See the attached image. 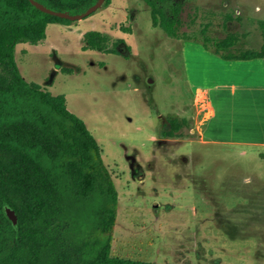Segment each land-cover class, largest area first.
I'll list each match as a JSON object with an SVG mask.
<instances>
[{
  "label": "rangeland",
  "instance_id": "374dc122",
  "mask_svg": "<svg viewBox=\"0 0 264 264\" xmlns=\"http://www.w3.org/2000/svg\"><path fill=\"white\" fill-rule=\"evenodd\" d=\"M182 19L183 40L203 47L181 49L145 0H109L82 19L48 23L42 41L16 45L15 59L27 81L65 96L101 146L119 195L112 255L264 264V144L227 142L264 134V98L203 40L232 33L233 52L260 49L264 0H185ZM89 30L110 47L121 39L128 56L87 47ZM203 98L213 109L204 124ZM168 117L183 123L173 136L162 134Z\"/></svg>",
  "mask_w": 264,
  "mask_h": 264
},
{
  "label": "trees",
  "instance_id": "16d2710c",
  "mask_svg": "<svg viewBox=\"0 0 264 264\" xmlns=\"http://www.w3.org/2000/svg\"><path fill=\"white\" fill-rule=\"evenodd\" d=\"M38 1L77 13L96 0ZM145 2L154 25L171 37L191 38L181 29L185 0ZM70 21L30 0H0V264H171L112 255L119 195L101 146L63 94L27 81L18 68V43L36 44L45 38L48 23ZM84 38L87 47L101 51L124 56L130 51L121 39L110 47L96 30ZM203 40L225 59L264 56V38L260 49L242 52L231 50L238 41L232 33ZM168 122L164 136L183 126L178 118ZM5 203L16 212L17 228L4 213Z\"/></svg>",
  "mask_w": 264,
  "mask_h": 264
},
{
  "label": "crops",
  "instance_id": "0c3cea01",
  "mask_svg": "<svg viewBox=\"0 0 264 264\" xmlns=\"http://www.w3.org/2000/svg\"><path fill=\"white\" fill-rule=\"evenodd\" d=\"M171 38L174 40L175 43L180 44L181 49L188 48V47L194 45V43H195L194 41L183 40L182 38H175V37H171ZM195 45H197L198 47L202 46L199 43H197V44L195 43ZM213 56H214V58H216L217 53L214 54ZM214 61L220 62V65H222L223 67L228 68V69H232L235 67H239L240 69H242V71L245 73V77H243V75H242V77L240 79L242 80L243 78H245L247 81H249V83H251L250 84L251 86H254L255 89L261 90L260 93L258 94V96L261 98H264V56L263 57L250 58V59H224V58H222V59H214ZM229 76H227V77L229 78ZM200 100H202V99H200L199 96H194V102H193L194 105L196 106L198 104L197 102ZM201 105H202V108H198V112L202 111V115L204 117V122L202 124H204L207 120H209L212 117L213 109H212L211 104L207 98H203V101H201ZM178 119H180V118H178ZM258 119H259V123H258L257 127L264 129V122H263L264 118H258ZM260 119H262L263 121L262 120L260 121ZM201 126H198V128H199V133L202 134L203 131L201 129ZM194 130L195 129H193V131ZM217 140H219V139H217ZM227 142H243V143H248V144H251V143L264 144V134H262L261 136H258V137L247 136L246 138H242L239 140H237V139L228 140Z\"/></svg>",
  "mask_w": 264,
  "mask_h": 264
},
{
  "label": "water",
  "instance_id": "95a60500",
  "mask_svg": "<svg viewBox=\"0 0 264 264\" xmlns=\"http://www.w3.org/2000/svg\"><path fill=\"white\" fill-rule=\"evenodd\" d=\"M105 0H96L94 1L92 4H90L86 9L85 11H82V12H77V13H74L70 10H57V9H54V8H51L47 5H45L44 3L38 1V0H30V2L37 8H39L40 10L46 12V13H50L52 15H56V16H59V17H63V18H67L69 20H77V19H82L83 17L91 14L93 11H95L97 8H99L103 3H104ZM3 209H4V213L6 214V216L10 219L12 225L17 228V222H18V219H17V215H16V212L14 210V208L8 204V203H5L3 205Z\"/></svg>",
  "mask_w": 264,
  "mask_h": 264
},
{
  "label": "flooded vegetation",
  "instance_id": "af4514ba",
  "mask_svg": "<svg viewBox=\"0 0 264 264\" xmlns=\"http://www.w3.org/2000/svg\"><path fill=\"white\" fill-rule=\"evenodd\" d=\"M103 5V4H102Z\"/></svg>",
  "mask_w": 264,
  "mask_h": 264
}]
</instances>
